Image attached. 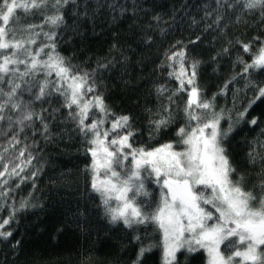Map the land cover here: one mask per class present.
<instances>
[{
  "label": "snow or ice",
  "instance_id": "1",
  "mask_svg": "<svg viewBox=\"0 0 264 264\" xmlns=\"http://www.w3.org/2000/svg\"><path fill=\"white\" fill-rule=\"evenodd\" d=\"M216 4L218 12L227 7L259 14L264 22V0H216ZM105 6L115 8V4H98ZM79 7V0H0V137L4 138L0 144V200L14 190L8 186L10 180L19 177L17 188L28 179L34 180L40 169L26 172L37 159L32 151L37 145L34 137L39 134L49 141L50 122L66 109L68 119L86 142L85 153L91 156L86 169L91 172V188L102 198L111 222L122 221L127 228L151 224L161 233L159 244L141 243L132 264H142L153 247L162 249V264H176L181 250H204L208 264H264V167L259 182L252 189L246 188V178L237 172L224 144L233 123L224 129L221 121H231L232 117H225L224 109L216 110L215 95L204 97L197 83L200 62L193 59L186 64L183 48L168 55L172 62L169 75L179 87L172 92L164 86L156 89L158 98L168 93V103L162 107L163 114L149 119V127L158 135L175 122L172 105L180 93L187 97L180 110L183 123L175 129L174 140L151 148L134 146L137 130L132 118L112 112L98 90L95 70H81L58 51L66 9L71 8L75 17ZM126 10L121 8V12ZM83 15L86 17L87 11ZM33 17H38L39 23L32 22ZM222 19L217 15L215 22ZM238 43L252 58L248 63L238 57L243 73L264 69V42L255 51L252 43ZM233 80L235 76L219 94H227ZM247 87L254 95L237 113L236 123L245 120L257 101H264V84L248 79ZM53 97L59 100L58 107L51 106ZM148 111L151 115L152 110ZM247 122L258 123L256 118ZM29 132L31 144L27 143ZM257 143L260 150L253 147L249 163L264 165V143ZM148 179L159 187L154 202L140 199L151 196L146 188ZM26 206L22 201L20 207ZM15 211L0 219V239L13 235L6 226L13 222ZM134 239L141 238L137 235Z\"/></svg>",
  "mask_w": 264,
  "mask_h": 264
},
{
  "label": "trees",
  "instance_id": "2",
  "mask_svg": "<svg viewBox=\"0 0 264 264\" xmlns=\"http://www.w3.org/2000/svg\"><path fill=\"white\" fill-rule=\"evenodd\" d=\"M79 4V15L75 17L71 8L66 9L58 51L81 70H95L98 90L112 112L132 118L137 130L134 146L151 148L175 139V129L183 123L180 110L186 93L174 97L176 119L169 128L155 135L149 119L163 114L162 107L168 103V93L158 98L156 89L164 86L172 92L179 87L169 75L172 68L168 65L172 62L167 57L183 48L188 57L186 64L193 59L200 62L197 83L204 97L215 95L216 110L224 109L225 117H232L231 121H221L224 129L233 123L224 144L237 172L246 178L245 187L252 189L264 167L249 163L248 158L254 146L260 150L258 141L264 143V101H257L245 120L235 121L254 95L247 80L264 84V69L243 73L244 65L238 57L248 63L252 58L238 41L252 43L254 51L264 42V22L259 14L227 7L218 12L216 0H79ZM98 4H115V8ZM121 8L127 10L121 12ZM217 15L223 16L218 24ZM32 22L39 23V18L33 17ZM102 64L108 67H99ZM233 76L227 94H219ZM52 99L51 106L58 107L59 100ZM39 107L37 104V110ZM253 118L257 125L247 122ZM50 131L49 141L39 134L34 137L37 145L32 151L37 159L26 170L40 169L34 180L28 179L18 188L15 185L19 177L10 180L8 186L14 190L0 200V219L8 218L16 209L13 222L6 226L13 235L8 240L0 239V264H132L141 243L159 244L161 233L151 224L127 228L122 221L111 222L102 198L91 188V172L86 170L91 156L85 153L86 142L68 119L66 109L50 122ZM28 135L27 143L31 144V132ZM153 135L155 138L150 139ZM146 188L151 196L141 200L158 199L159 187L151 179L146 181ZM22 201L27 204L24 208L20 207ZM137 235L140 241L134 239ZM142 264H162V249L153 247ZM176 264H208V257L203 250H181Z\"/></svg>",
  "mask_w": 264,
  "mask_h": 264
},
{
  "label": "rangeland",
  "instance_id": "3",
  "mask_svg": "<svg viewBox=\"0 0 264 264\" xmlns=\"http://www.w3.org/2000/svg\"><path fill=\"white\" fill-rule=\"evenodd\" d=\"M204 251V250H203ZM207 254V253H206Z\"/></svg>",
  "mask_w": 264,
  "mask_h": 264
}]
</instances>
